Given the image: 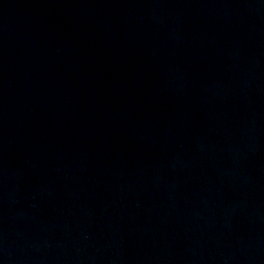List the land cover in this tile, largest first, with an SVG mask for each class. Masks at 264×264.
Here are the masks:
<instances>
[{"label": "water", "instance_id": "95a60500", "mask_svg": "<svg viewBox=\"0 0 264 264\" xmlns=\"http://www.w3.org/2000/svg\"><path fill=\"white\" fill-rule=\"evenodd\" d=\"M0 264H264V0H0Z\"/></svg>", "mask_w": 264, "mask_h": 264}]
</instances>
